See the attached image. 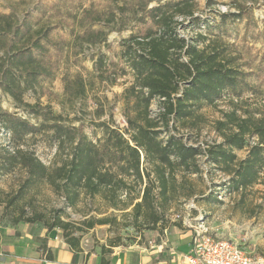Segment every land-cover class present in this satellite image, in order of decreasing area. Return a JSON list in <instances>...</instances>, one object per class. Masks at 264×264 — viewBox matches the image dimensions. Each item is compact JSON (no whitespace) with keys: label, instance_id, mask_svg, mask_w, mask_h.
Segmentation results:
<instances>
[{"label":"trees","instance_id":"trees-1","mask_svg":"<svg viewBox=\"0 0 264 264\" xmlns=\"http://www.w3.org/2000/svg\"><path fill=\"white\" fill-rule=\"evenodd\" d=\"M98 1L72 20L59 23H67L69 40L64 32L55 38L50 25L34 28L40 21L37 14L46 10L42 2L34 11H25L22 20L15 10L0 12V90L39 120L32 122L4 109L0 100V133L4 130L8 135L6 143L0 142V178L24 170L28 178L23 188L48 185L70 208H76L83 196L101 195L112 208H131L125 213L130 219L123 226H133L139 234L165 227L167 215L190 201L223 204L220 197L225 192L238 196L244 204L251 189L264 186V111L245 100L256 89L251 77L264 73V66L250 71V65L241 64L225 35L229 25L252 10L237 4V13L206 19L207 29L195 30V36L188 38L181 28L194 29L205 22L197 14V0H167L154 6L155 0ZM128 26L131 33L114 57L103 51L90 56L93 75L100 84L117 86L120 78L132 77L117 95L126 126L113 125L112 118L100 121L97 125L103 127V136L94 141L83 124L75 125L44 105L42 93L36 96L38 88L54 79L69 51L79 59L85 47L108 45L111 32ZM62 80L65 101L73 105L86 98L89 83L81 73L66 72ZM30 91L35 93L34 103L25 99ZM226 97H231V109L223 111L213 124L221 140L192 143L191 134L182 131L199 130L206 121L201 108ZM158 98H164L160 102L164 110L152 117L151 106ZM101 111L104 114V106ZM39 135L56 143L59 159L54 166L46 165L30 148ZM247 147L246 157L240 158L237 151ZM218 177L227 180L218 182ZM22 191L9 204L16 206L24 197ZM65 217L63 209L54 210L51 217L42 213L26 217L21 212L12 215L11 223L38 221L48 230L60 229L75 250L83 233L97 225H120L117 217L85 218L77 226ZM107 245H124L123 237L110 239ZM102 251L110 250L103 246Z\"/></svg>","mask_w":264,"mask_h":264},{"label":"rangeland","instance_id":"rangeland-1","mask_svg":"<svg viewBox=\"0 0 264 264\" xmlns=\"http://www.w3.org/2000/svg\"><path fill=\"white\" fill-rule=\"evenodd\" d=\"M167 0H155L151 6L159 2ZM197 14L205 18V22L200 27L192 29L187 26L181 28L180 32L186 37H194L195 30L204 31L207 29V20L213 18L219 19L220 13L233 12L237 13V4L247 5L252 10L251 14L244 16L236 23L229 25L230 31L226 33V40L232 44V52L239 58L241 64H248L251 70H256L257 66H264V0H197ZM45 4L46 10L43 13L37 14L38 23H34V28L38 29L44 25H50L53 28L52 34L59 39L63 32L68 31V25L64 22L59 23L66 18L78 15L84 8L89 7L93 2L98 0H0V12H9L15 10L18 17L22 20L25 11H34L39 3ZM212 24V23H209ZM64 28V29H63ZM131 33L128 28L124 31H113L108 37V45H97L85 47L84 51L79 55V59H75L72 55L73 51L68 52V56L61 59L60 65L56 71L55 77L51 82L43 83L42 87L38 88L37 95L42 93L41 102L44 105H50L56 114H63L75 125L83 124L85 131L94 141L103 136V127H99L100 121L110 120L112 124L118 125L120 128L126 126L124 116L122 114V105L118 102L117 95L123 91L125 84L132 81L131 76H125L119 79L120 84L117 86H108L100 84L98 79L93 75V63L90 59L92 53L103 51L114 57V53L119 49L120 43L124 38H127ZM67 40L72 38L70 35H64ZM248 65L245 67L248 70ZM66 72L81 73L89 83V91L85 99L78 100L73 105L64 99L63 90V75ZM252 76L253 84L256 89L254 93L248 92L245 95L246 104H250L253 108H258L264 111V73L258 72ZM25 99L34 103L36 101L35 93L30 91ZM0 100L2 107L10 112L30 118L32 122L39 120L31 115H27L25 111L18 107L14 100L0 90ZM104 106V114H101ZM231 109V97H226L220 100L216 105H204L201 112L206 117V121L200 124V131L195 128L183 130L186 134H191L193 137L192 143L207 144L216 140L220 141L217 133L214 130L213 124L216 120L222 117L223 111ZM192 132V133H191ZM197 134V135H196ZM8 141L7 133L2 130L0 133V142ZM30 148L35 151L36 155L49 166H54L58 157L56 155V143L45 135L37 136L30 145ZM248 147L244 150L237 151L240 158L247 155ZM196 178V175L193 176ZM28 178V174L24 170H16L12 173L1 176L0 178V231L2 228H11L28 231V227L40 228L44 227L43 222H27L21 221L17 225H12V215H18L21 212L26 214V217H31L35 213H42L51 217L54 210H65L67 220L74 225H78L85 218L95 217L101 218L104 216L117 217L119 226L114 225H97L94 229L83 233L81 242L88 244H99L107 242L119 235L123 237V243L129 244L140 235L135 227L130 226L125 228L124 222L130 219L125 217L126 212H130L131 208L126 211L112 208L110 204L101 196H83L76 208L67 206L65 198L58 195L52 187L44 184H36L30 187H24ZM226 178L218 177V182L226 181ZM206 187L205 183H203ZM24 197L20 198L17 205L9 204L11 198L21 192ZM137 191L132 192V196L137 194ZM264 186L256 185L243 204L239 201L238 196L227 195L225 192L221 194L224 200L223 204L210 202L195 203L190 201L182 206L179 210L173 209L166 217L167 225H184V223L176 217V214L187 215L189 208L192 223H204L206 228H209L210 233L218 238H224L236 241L242 244L247 250L256 255L264 257ZM126 199V197H123ZM129 197L126 199L128 200ZM190 206V207H189ZM185 208V210H184ZM195 220V221H194ZM181 223H180V222ZM18 231V230H17ZM19 231V232H23ZM149 230H143V232ZM21 234V233H20ZM79 234V233H78ZM1 254V253H0ZM2 255V254H1Z\"/></svg>","mask_w":264,"mask_h":264},{"label":"crops","instance_id":"crops-1","mask_svg":"<svg viewBox=\"0 0 264 264\" xmlns=\"http://www.w3.org/2000/svg\"><path fill=\"white\" fill-rule=\"evenodd\" d=\"M17 230L0 231L1 264H179L191 250L194 237L190 226L166 225L141 233L128 245L81 242L75 250L65 242L60 229L35 226L27 232ZM103 246L110 251L103 253Z\"/></svg>","mask_w":264,"mask_h":264},{"label":"built area","instance_id":"built-area-1","mask_svg":"<svg viewBox=\"0 0 264 264\" xmlns=\"http://www.w3.org/2000/svg\"><path fill=\"white\" fill-rule=\"evenodd\" d=\"M163 100L164 98H158L153 101L152 117L164 110L160 103ZM189 212L188 208L186 216L176 214L178 219L194 230L192 248L179 264H264L263 256L252 253L242 244L212 235L204 223L193 224Z\"/></svg>","mask_w":264,"mask_h":264}]
</instances>
